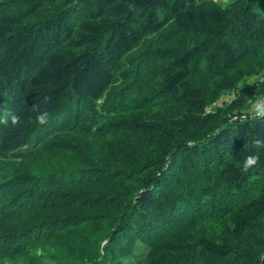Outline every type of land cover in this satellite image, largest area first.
<instances>
[{"label":"trees","instance_id":"obj_1","mask_svg":"<svg viewBox=\"0 0 264 264\" xmlns=\"http://www.w3.org/2000/svg\"><path fill=\"white\" fill-rule=\"evenodd\" d=\"M258 1L0 0V264H264Z\"/></svg>","mask_w":264,"mask_h":264},{"label":"rangeland","instance_id":"obj_2","mask_svg":"<svg viewBox=\"0 0 264 264\" xmlns=\"http://www.w3.org/2000/svg\"><path fill=\"white\" fill-rule=\"evenodd\" d=\"M220 5L225 6L229 4L232 0H215ZM253 10L257 12H261L264 14V0H259L257 3L254 4ZM264 81V67L259 70L257 74H252L249 76L244 77L241 81H239L235 87V89L225 90L221 93V96L218 98L216 102L208 109L213 110V107H224L229 102L234 100L238 96V90L242 88H246L247 86H250L254 84V82H262ZM264 102V96H256L251 100H248L246 103L243 111L242 116H254L256 113L262 108ZM264 232V227H261L260 230L257 232L258 234H262ZM255 250L258 251V253H262L264 251L263 246H258L255 244ZM16 264V263H15ZM17 264H25V263H17ZM37 264V263H36Z\"/></svg>","mask_w":264,"mask_h":264},{"label":"clouds","instance_id":"obj_3","mask_svg":"<svg viewBox=\"0 0 264 264\" xmlns=\"http://www.w3.org/2000/svg\"><path fill=\"white\" fill-rule=\"evenodd\" d=\"M257 116H264V109H260L257 113ZM50 114L48 111H38L35 116L36 122L40 125H46L49 122ZM9 121H11L12 126H16L20 122V117L16 114L5 109L2 113H0V125L8 126ZM253 143L258 145L261 148H264V141L256 140ZM240 171L244 174L248 173L251 169L261 164L260 153L250 152L245 155L242 159Z\"/></svg>","mask_w":264,"mask_h":264}]
</instances>
